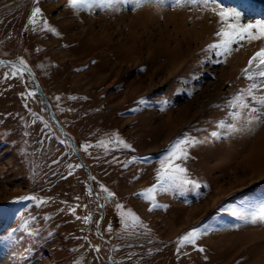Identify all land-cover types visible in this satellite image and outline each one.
Masks as SVG:
<instances>
[{
    "label": "rangeland",
    "instance_id": "374dc122",
    "mask_svg": "<svg viewBox=\"0 0 264 264\" xmlns=\"http://www.w3.org/2000/svg\"><path fill=\"white\" fill-rule=\"evenodd\" d=\"M219 4L241 23L264 20V0ZM220 26L175 0H0V264H264V220L234 215L264 207V115L232 120L240 109L225 107L249 87L242 70L264 40L218 63L204 49ZM3 59L25 61L64 132L25 66ZM184 137L199 143L176 163L199 187L144 199Z\"/></svg>",
    "mask_w": 264,
    "mask_h": 264
},
{
    "label": "snow or ice",
    "instance_id": "6c2138e0",
    "mask_svg": "<svg viewBox=\"0 0 264 264\" xmlns=\"http://www.w3.org/2000/svg\"><path fill=\"white\" fill-rule=\"evenodd\" d=\"M121 0H70V6L79 10L82 7H91L94 3L105 7H114L119 4ZM127 3V0H124ZM145 0H137V6H142ZM191 6H201L206 9H210L213 14L219 17L220 27L216 31V42L209 44L204 52L209 54V58L212 56L222 58L218 59L216 62L222 63L226 62L227 58L232 54V52L238 51L244 43L251 44L254 41L264 40V20H258L255 22L241 23V15L239 12L231 9L221 7L219 0H175V6L182 7L184 5ZM41 10L35 8L32 11V18L30 23H35V18L39 16ZM52 31V29H49ZM235 45V49L233 46ZM20 65H25V61L21 59L19 61ZM12 75H22L23 69L13 65ZM242 75L245 79L251 81L247 89L241 90L236 94L228 104L225 106L230 109H240V111L230 112L229 116L232 120H240L242 113L246 111L248 114L259 113L264 115V48H261L256 52L248 61V66L242 70ZM29 96H34L35 93L30 92ZM59 99V97H57ZM258 122L264 123V120L260 119V116L254 117ZM249 123L251 120L248 121ZM221 129H227L228 131H236L235 125L226 123L221 120L218 125ZM220 134L218 132H213L212 136L218 137ZM103 144V142H101ZM113 143L121 144L123 143L118 138L113 141ZM199 141L194 138L189 139L187 137L179 138L169 146L167 154L160 161L161 168L157 173L156 180L157 183L148 189L144 190L139 195L144 199L149 201L155 200V194L157 191L168 192L174 189H182L187 185H193L199 187L195 184L187 174V169L182 167L176 161L186 160L188 158V147L194 146ZM128 147L127 145H124ZM90 145H85L84 150ZM107 192V189H102ZM111 196V193H108ZM34 199V197L32 198ZM74 211V209H73ZM238 215L240 219L245 222L255 223L257 220H264V207L259 209L258 213L248 215ZM128 216L131 217L133 221H138V217L134 213L129 212ZM89 220L85 217V221ZM200 235V229H193L186 233L184 236L179 238L177 241L180 247L186 244L195 245L197 238ZM179 250V249H178ZM203 251V249H199Z\"/></svg>",
    "mask_w": 264,
    "mask_h": 264
},
{
    "label": "water",
    "instance_id": "95a60500",
    "mask_svg": "<svg viewBox=\"0 0 264 264\" xmlns=\"http://www.w3.org/2000/svg\"><path fill=\"white\" fill-rule=\"evenodd\" d=\"M3 60H4V61L11 62V63H14V64H18V65H20L18 61H13V60H10V59H3ZM20 66H23V65H20ZM25 68H26V67H25ZM26 69H27L28 72L32 75V77H33V79H34V82L36 83V85H37L39 91L41 92V94H42L43 97L45 98L44 93H43V90H42L41 87L39 86V84H38V82H37V80H36V78H35V76H34L33 71H32L31 69H29V68H26ZM45 99H46V98H45ZM46 102L48 103V105H49L50 108H51V113H52V115H53L55 121L58 123V125L60 126V128H61L62 131L64 132V128H63V126L61 125L59 119L55 116V113H54V110H53V107H52L51 103H50L47 99H46ZM88 171H89V175H90V177H91V181H90L91 187L93 188L95 194L97 195V197H98L99 200H100V194L95 190L94 183H93V181H92V175H91V172H90L89 168H88ZM99 203H100L101 208L103 209V203L101 202V200L99 201ZM103 216H104V212L102 213V217H103ZM97 230H98V232H99L102 236H104V234L102 233V230H101V228H100V223H98V225H97ZM104 237H105V236H104Z\"/></svg>",
    "mask_w": 264,
    "mask_h": 264
},
{
    "label": "trees",
    "instance_id": "16d2710c",
    "mask_svg": "<svg viewBox=\"0 0 264 264\" xmlns=\"http://www.w3.org/2000/svg\"><path fill=\"white\" fill-rule=\"evenodd\" d=\"M102 230L104 231L103 227H102ZM97 234H98V236H101V234L99 232Z\"/></svg>",
    "mask_w": 264,
    "mask_h": 264
},
{
    "label": "bare ground",
    "instance_id": "6f19581e",
    "mask_svg": "<svg viewBox=\"0 0 264 264\" xmlns=\"http://www.w3.org/2000/svg\"><path fill=\"white\" fill-rule=\"evenodd\" d=\"M224 6V5H223ZM252 7V6H251ZM51 8V7H50ZM49 9V8H48ZM69 13H71V12H69ZM194 25V24H193ZM60 44V43H59ZM67 44V43H66Z\"/></svg>",
    "mask_w": 264,
    "mask_h": 264
}]
</instances>
